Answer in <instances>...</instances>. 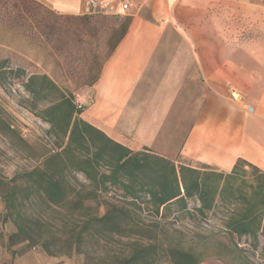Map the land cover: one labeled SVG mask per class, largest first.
Returning a JSON list of instances; mask_svg holds the SVG:
<instances>
[{"label":"crops","instance_id":"1","mask_svg":"<svg viewBox=\"0 0 264 264\" xmlns=\"http://www.w3.org/2000/svg\"><path fill=\"white\" fill-rule=\"evenodd\" d=\"M57 15L87 0H32ZM131 16L81 116L133 151L264 172V0H113ZM247 107H252L248 110Z\"/></svg>","mask_w":264,"mask_h":264},{"label":"trees","instance_id":"2","mask_svg":"<svg viewBox=\"0 0 264 264\" xmlns=\"http://www.w3.org/2000/svg\"><path fill=\"white\" fill-rule=\"evenodd\" d=\"M111 17L118 26L109 37L113 41L108 44L107 58L131 22V16L119 12ZM4 70L0 63V76ZM100 71L83 84H93ZM24 89L32 98L47 103L40 110H27L66 142L42 165L7 180L3 201L16 226L7 238L9 247L27 241V248L40 245L53 254L49 250L52 226L38 218L27 219L17 210L18 203L27 202L66 209L83 218L82 225L70 234L76 252L83 251L86 237L93 243L112 236L134 238L125 254L110 257L111 264H199L209 255L224 259L226 254L232 258L227 264L238 259L239 264H250L235 255L238 247L234 239L249 237L256 247L264 233V172L257 166L239 158L230 172H223L204 164L176 163L148 148L133 151L86 121L81 114L87 102L74 101V93L48 75H30ZM69 174L89 188L86 194L71 185ZM75 174L87 183H80ZM110 190L113 196L107 197ZM101 197L105 199L99 202ZM87 201L96 203L91 207ZM191 201L197 204L190 206ZM220 205L231 210L223 223L227 242L205 238L202 249L196 250L183 246L179 230L163 227L162 221L173 225L188 215L205 219ZM143 215L152 219L146 221Z\"/></svg>","mask_w":264,"mask_h":264},{"label":"rangeland","instance_id":"3","mask_svg":"<svg viewBox=\"0 0 264 264\" xmlns=\"http://www.w3.org/2000/svg\"><path fill=\"white\" fill-rule=\"evenodd\" d=\"M111 15L99 10L78 16L57 15L32 0H0V63L5 69L0 76V264H111L110 257L125 254L134 240L112 236L93 243L86 237L83 251L76 252L70 234L82 225L81 216L66 209L25 202L17 204L21 214L52 226L49 250L53 254L40 245L27 248V241L9 247L7 238L16 226L3 201L7 180L42 165L48 155L66 142V138H57L51 132L48 123L27 110V107L40 110L47 103L32 98L24 83L30 75L46 74L61 88L74 93L92 80L107 59L108 44L113 41L109 37L118 26ZM73 97L76 102H86L76 94ZM75 176L80 183H87L81 176ZM67 179L80 191L88 192L89 188L82 187L72 175H67ZM109 196H113L112 190ZM95 203L86 204L94 207ZM230 213L229 206L220 205L205 219L188 215L173 225L162 223L165 229L180 231L184 247L201 250L205 238L211 242L228 241L223 223ZM143 218L152 219L148 215ZM234 242L238 247L236 256L246 258L250 264H264V233L260 234L256 247L246 236L235 238ZM230 259L229 254L224 259L209 255L199 264H227ZM239 260L234 264H239Z\"/></svg>","mask_w":264,"mask_h":264},{"label":"built area","instance_id":"4","mask_svg":"<svg viewBox=\"0 0 264 264\" xmlns=\"http://www.w3.org/2000/svg\"><path fill=\"white\" fill-rule=\"evenodd\" d=\"M86 6L92 10H99L105 14L117 13L119 7L123 10L128 9V4L126 2L113 0H87ZM247 109L252 110V107H247Z\"/></svg>","mask_w":264,"mask_h":264}]
</instances>
